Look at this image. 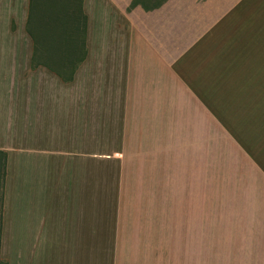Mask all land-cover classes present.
Here are the masks:
<instances>
[{"label":"crops","instance_id":"crops-1","mask_svg":"<svg viewBox=\"0 0 264 264\" xmlns=\"http://www.w3.org/2000/svg\"><path fill=\"white\" fill-rule=\"evenodd\" d=\"M30 1L0 0V260L144 264L97 261L98 163L199 221L211 259L171 264H264V0H79L81 54L48 60Z\"/></svg>","mask_w":264,"mask_h":264},{"label":"rangeland","instance_id":"rangeland-1","mask_svg":"<svg viewBox=\"0 0 264 264\" xmlns=\"http://www.w3.org/2000/svg\"><path fill=\"white\" fill-rule=\"evenodd\" d=\"M32 20L33 31L39 36L36 41L41 52L45 50L47 53L42 58L48 60L54 52L68 51L73 56L81 54L83 18L79 0H33ZM130 175L126 174L128 180ZM1 179L0 159V194ZM119 180V172L105 173L103 165L97 163V261L171 264L172 261L201 259V255L204 256L202 259H211L209 252H198L201 239L198 220L190 222L189 235L185 240L182 235L183 220H168L167 212L158 205L155 206L159 212L156 216L160 219H152L151 205L136 204L135 190H132L133 194H129L131 190H128V195H123ZM211 229L209 227L207 231ZM208 238L209 235L204 237V241L207 242ZM185 248L192 251L185 252Z\"/></svg>","mask_w":264,"mask_h":264},{"label":"trees","instance_id":"trees-1","mask_svg":"<svg viewBox=\"0 0 264 264\" xmlns=\"http://www.w3.org/2000/svg\"><path fill=\"white\" fill-rule=\"evenodd\" d=\"M32 1H30L31 4V11H32ZM81 1V0H80ZM79 9L81 12V6L79 4ZM85 25V24H84ZM42 63L47 66L49 69L55 71L58 75L61 76V78L63 80H70L73 70H74V64H72L71 62L68 61H42ZM34 66V65H32ZM0 159H2V163H3V159H4V153L2 151H0ZM0 264H6V262L4 260H0Z\"/></svg>","mask_w":264,"mask_h":264}]
</instances>
